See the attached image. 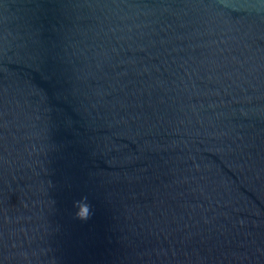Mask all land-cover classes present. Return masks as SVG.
<instances>
[{"label":"water","instance_id":"obj_1","mask_svg":"<svg viewBox=\"0 0 264 264\" xmlns=\"http://www.w3.org/2000/svg\"><path fill=\"white\" fill-rule=\"evenodd\" d=\"M0 264H264V0H0Z\"/></svg>","mask_w":264,"mask_h":264}]
</instances>
